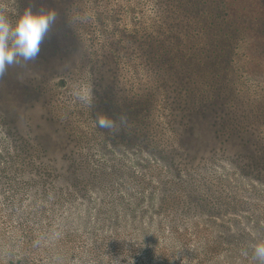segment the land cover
I'll return each mask as SVG.
<instances>
[{
  "label": "trees",
  "instance_id": "obj_1",
  "mask_svg": "<svg viewBox=\"0 0 264 264\" xmlns=\"http://www.w3.org/2000/svg\"><path fill=\"white\" fill-rule=\"evenodd\" d=\"M32 1L39 10L42 3ZM154 2L160 18L143 32L135 29L130 40L134 50L127 59L135 68L133 79L107 69L109 76L92 81L85 116H78L87 119V128L80 118L74 121L70 114L50 110L44 120L52 132L42 131L27 111L14 110V101L33 106L48 89L47 81L23 84L9 67L0 77V182L7 177L30 182L26 197L18 199L23 207L15 209L7 204L13 195L0 184L8 196L1 208L37 223L46 236L45 220L52 218L59 236L71 229L87 240L74 258L77 263L57 256L34 264H137L138 259L165 264L163 257L172 254L180 256V264H196L218 243L231 250L240 236L264 240V143L245 135L254 133L250 114L231 94L230 26L218 25L221 9H228L220 0ZM219 111L226 117L221 119ZM101 114L114 120L111 129L97 125ZM233 138L245 155L231 150ZM209 168L221 180L239 175L238 192L252 193L243 195L244 206L235 204L242 224L217 217L198 228V217L209 209L223 211L234 203L233 196L208 193L201 183H189L192 194L161 211L168 205L167 186L152 187L149 181L207 177ZM51 205L64 210L49 209ZM188 230L196 234L191 240L185 238ZM109 249L123 250L124 255L96 261L94 253L101 256ZM8 264H30V259L21 255Z\"/></svg>",
  "mask_w": 264,
  "mask_h": 264
},
{
  "label": "rangeland",
  "instance_id": "obj_2",
  "mask_svg": "<svg viewBox=\"0 0 264 264\" xmlns=\"http://www.w3.org/2000/svg\"><path fill=\"white\" fill-rule=\"evenodd\" d=\"M39 1L42 3L39 6L40 9L54 8L56 10L57 23L53 25L49 36L42 43L37 59L20 66L15 65L16 67L13 69L9 66V72H13L16 79L23 84L47 81L48 89L39 95L33 106L23 102L22 106L20 103V109V106L14 101V110L20 114L27 111L26 116L34 123H41L39 129L44 131L46 128V133L47 131L52 132L49 128L51 123L44 120L45 113L50 110L55 114H70L74 121L80 118L87 128L89 125L87 119L78 116L83 113L85 116L92 81H95L98 76H109L107 69L110 72L118 70L120 77L132 80L135 68L128 61L127 54L134 50L130 45L134 30L143 32L147 29V25L153 22L157 16L160 18L162 13L157 9L154 0ZM220 5H224L228 9L226 13H223L221 9L222 16L219 17L218 25L230 26V53L227 58V66L232 82L231 94L237 97L243 106L247 107L250 114L249 127H252L251 130L254 133L246 131L245 135L249 138H252L253 135L262 144V142L264 143V0H220ZM29 7L34 11L38 9L32 0H0V15L14 21L18 13ZM0 102L3 104L1 100ZM7 107L11 110L10 102ZM219 115L221 119L226 117L224 111H219ZM229 122H231L230 117ZM19 123L23 125L24 120H19ZM229 146L237 154L245 155V149L237 145L236 139L233 138ZM248 146L251 147L250 142ZM256 148L253 147L250 150ZM219 161L224 160L219 158ZM210 171L211 168L206 172L209 174ZM208 174L207 177L202 178L194 175L191 180L155 178L149 181V184L152 187L159 184L167 186L165 198L168 200V205L164 206L162 212L175 208L177 200L192 194L188 190L189 183L199 186L200 183L206 185L205 189L208 190V193L214 195L233 196L234 203L226 206L225 210L209 209L210 212L198 217L196 221L198 228H202L203 222L211 223V220H215L217 217H220L217 221L231 222V220H235L240 224L242 221L245 222L243 218L239 217L241 211L235 207V204L240 203L244 206L246 203H242L241 200L243 195L250 196L252 193L243 191L242 194L240 190L238 192L236 181L240 180L236 177H241L229 174L226 177L228 179L221 180L214 173ZM251 180L253 178L245 179V181L254 184ZM0 184L14 197L4 195L2 191L4 189L1 187L0 205L8 197L7 204H10V208L15 209L19 205L23 207L24 203L21 200L26 197L30 182L26 179L7 177ZM199 186L198 188H200ZM199 192L202 193L203 190L199 189ZM262 194L264 193L262 192ZM18 199L21 200L18 201ZM34 207L37 208V206ZM50 208L63 209L58 205L57 207L51 205ZM56 212L58 213V211ZM16 217L11 211L3 210L0 206V264H8L9 259H16L21 255H26L30 259V264L43 261L47 257L56 259L57 256L60 259L67 257V260H75L74 258L79 256L83 244L87 242L86 236L71 229L65 230L59 236L55 232L56 221L52 218L45 220L46 236L41 228L37 227V223H33L25 217L19 219ZM205 217L208 218L204 219ZM186 233L188 234L185 237L186 240H191L192 235H196L190 230ZM236 240L237 246L231 250H228V246L223 243L216 244L207 253L201 255L196 264H259L253 257L252 246L264 240L254 235L240 236ZM89 241L92 242V240ZM53 247H55L54 250H52ZM89 247L92 248V246ZM123 253L124 251L120 249H109L106 254L100 256L94 253L93 256L96 261L98 259L108 260L109 258H118L116 256L124 255ZM163 259L165 264H168L167 261L170 264L182 262L178 254L168 255ZM54 261L57 263L58 260ZM74 262L77 263L76 260ZM137 264H143V260L138 259Z\"/></svg>",
  "mask_w": 264,
  "mask_h": 264
},
{
  "label": "clouds",
  "instance_id": "obj_3",
  "mask_svg": "<svg viewBox=\"0 0 264 264\" xmlns=\"http://www.w3.org/2000/svg\"><path fill=\"white\" fill-rule=\"evenodd\" d=\"M57 20L58 14L54 8L34 11L29 7L16 15L14 21L0 15V77L5 75L9 66H20L36 60L42 43ZM96 123L101 128L111 129L115 122L101 114L97 116ZM252 254L259 264H264V241L252 246Z\"/></svg>",
  "mask_w": 264,
  "mask_h": 264
}]
</instances>
